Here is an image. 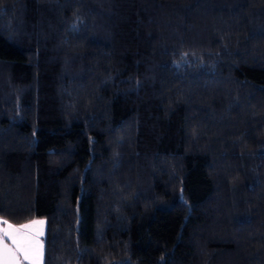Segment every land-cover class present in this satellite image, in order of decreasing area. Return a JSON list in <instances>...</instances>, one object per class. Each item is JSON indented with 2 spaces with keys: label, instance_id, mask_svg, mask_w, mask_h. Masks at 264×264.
<instances>
[{
  "label": "trees",
  "instance_id": "1",
  "mask_svg": "<svg viewBox=\"0 0 264 264\" xmlns=\"http://www.w3.org/2000/svg\"><path fill=\"white\" fill-rule=\"evenodd\" d=\"M37 217L43 264H264V0H0V219Z\"/></svg>",
  "mask_w": 264,
  "mask_h": 264
},
{
  "label": "rangeland",
  "instance_id": "2",
  "mask_svg": "<svg viewBox=\"0 0 264 264\" xmlns=\"http://www.w3.org/2000/svg\"><path fill=\"white\" fill-rule=\"evenodd\" d=\"M35 221V224H31L30 222ZM12 224V223H11ZM22 224H30V226L26 229H21L19 232L14 233L19 236H27L32 241V246L34 249H39V252H30L29 258L24 259L22 253L16 252L20 259L24 262V264H43V235L45 233V218L37 217L33 218L29 221L12 224L16 229H19V226ZM0 227H7L6 225H0ZM5 240L13 247L15 250V246L12 245L10 239L5 238Z\"/></svg>",
  "mask_w": 264,
  "mask_h": 264
},
{
  "label": "snow or ice",
  "instance_id": "3",
  "mask_svg": "<svg viewBox=\"0 0 264 264\" xmlns=\"http://www.w3.org/2000/svg\"><path fill=\"white\" fill-rule=\"evenodd\" d=\"M35 224L36 222H30ZM0 225H6L7 227H0V258H3L6 253H10L12 250L8 248L7 245L3 243L5 238L10 239L12 245L15 246V251L22 253L24 259L29 258L30 252H39V249H34L32 246V241L27 236H19L14 234L19 232L21 229H26L30 224H22L19 226V229H16L11 223L6 220L0 219ZM15 264H18V258L13 257Z\"/></svg>",
  "mask_w": 264,
  "mask_h": 264
},
{
  "label": "water",
  "instance_id": "4",
  "mask_svg": "<svg viewBox=\"0 0 264 264\" xmlns=\"http://www.w3.org/2000/svg\"><path fill=\"white\" fill-rule=\"evenodd\" d=\"M3 243L7 245L8 248L12 251L10 253H6L3 258H0V264H15V262L13 261V257L18 258V264H24V262L20 259L19 255L13 249V247L5 240L3 241Z\"/></svg>",
  "mask_w": 264,
  "mask_h": 264
}]
</instances>
